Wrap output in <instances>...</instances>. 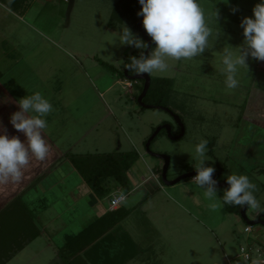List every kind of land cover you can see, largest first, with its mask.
I'll list each match as a JSON object with an SVG mask.
<instances>
[{"label": "rangeland", "instance_id": "1", "mask_svg": "<svg viewBox=\"0 0 264 264\" xmlns=\"http://www.w3.org/2000/svg\"><path fill=\"white\" fill-rule=\"evenodd\" d=\"M27 1L31 9L28 15H24V12L11 15L1 6H5L6 1L0 0V23L10 24V29L0 30V53L14 59L9 62L16 63L20 59L22 65L14 72L17 82H20L18 92L14 94L26 96L29 90L42 95L50 94L47 99L51 104L56 102L67 107L68 137H73L76 132L84 136L78 144L74 141L69 146L73 151L76 149L75 154L80 155L73 157H80L78 160L86 162L88 166L97 165L96 159L105 155L138 154L139 160L127 173L130 190L119 191L127 196L123 206L129 205L134 209L132 217L123 227L135 236L137 242L142 241L139 245L143 252L137 260H144L142 264H260V256L264 258L263 226L252 227V233L248 234L245 232L248 225L240 215L241 209L237 214H230L228 209L234 206L224 205L215 212L211 211L208 207L210 202L192 179L173 187L165 186L160 179L162 161L145 150L144 143L163 122L172 124L175 134L179 129L166 112L142 110L137 103L138 84L128 81L123 75L124 65L132 57H139L141 50L131 45H121L118 39L126 26L134 38L145 42L136 27L141 5L135 6L134 0H128L129 7L127 4L123 7L128 15L124 13V20L119 24L112 17L120 0H74L71 13L69 3L63 0ZM219 1L220 6L225 7H222L224 11L221 7L208 8L207 1H198L208 13H205L207 23L217 21L216 13L236 19L253 17V8L261 2ZM2 12L11 18L8 19L5 17L8 15L4 16ZM27 23L33 24V32ZM231 29L234 33L221 42L217 52L206 50L200 57L191 60L167 58L168 69L150 75L153 88L163 80L170 83L164 86L166 91H162L166 98L159 97L153 90L148 95L147 105L154 106L162 99L166 105L162 107L180 116L186 128L185 137L179 141H171L161 133L152 143L151 151L170 156L168 179L172 181L180 174L195 169L194 166L199 164L195 146L207 140L206 155L212 161H206L205 165L215 167V174L220 169L224 170L220 182H226V175L237 174L247 175L256 185L255 196L261 208H248V217L254 219L264 212V125H260L261 121L264 122V109L253 111L254 117L259 119L247 118V112L250 111L251 98L258 101L256 104L264 103V71L258 69L254 72L255 78L246 77L243 76L246 68L241 67L237 74L239 87L226 89L222 73L224 51H234L230 46L238 47L244 40L241 25L233 24ZM22 38L30 44L26 49L28 52L24 48L12 50L10 44H4L8 40H14L12 43L16 44L18 40L22 42ZM210 55L212 57L208 58ZM0 70L7 74L8 69ZM108 89L111 90L106 92ZM58 109L61 111L59 106ZM54 110L57 109L53 107ZM245 149L255 155L250 158ZM65 162L67 160L64 158L61 165ZM154 174L162 189L153 198L151 191L138 186L144 177H154ZM81 176L88 181L85 175L77 171L76 180H82ZM113 188H105L102 194L105 196L101 201L107 208L111 204ZM223 190L217 188L219 196L223 195ZM73 199L64 185L55 190L48 197L50 211L42 215L41 220L37 221L38 217H35L33 221L41 227L45 226L44 231L49 223L47 220L51 219V231L58 226L60 229L49 239L41 232L43 236L6 264H57L62 260V248L67 241L65 237L75 238L96 219L87 201L76 203ZM165 200L170 202L174 211L162 206ZM20 205L23 206L22 203ZM0 226L4 227L2 220ZM3 230L9 233L6 231L8 228ZM7 238L4 235L3 241H0L2 254ZM27 240L23 237L18 245L11 246L18 250L25 247ZM241 248L251 253L252 261L248 262L241 256ZM117 262L126 264L122 260Z\"/></svg>", "mask_w": 264, "mask_h": 264}, {"label": "clouds", "instance_id": "2", "mask_svg": "<svg viewBox=\"0 0 264 264\" xmlns=\"http://www.w3.org/2000/svg\"><path fill=\"white\" fill-rule=\"evenodd\" d=\"M146 33L151 37L155 47L145 55L148 45L134 38L126 26L118 39L121 45H131L141 50L139 57H132L126 65L130 73L136 76L165 72L169 65L167 58L176 61L191 60L200 57L209 49V37L212 35L208 27L204 10L198 0H138ZM253 17H245L241 21L243 43L231 47L234 51L225 49L222 57V73L225 76V86L228 90L239 87L237 74L241 67L248 68L249 57L264 61V0L253 8ZM217 17V13H216ZM19 111L12 114L10 123L25 140L17 136L9 137L0 134V184L19 182L25 169L30 165L31 158L44 161L50 146L46 142L44 130L48 123L46 117L53 111V105L40 92L27 95L17 101ZM207 140H202L195 146V155L199 164L194 166L196 175L192 179L202 190V194L210 203L213 212L220 207L240 206L241 208L260 209V203L255 196L257 187L247 175H226L229 187L219 196L216 180L213 174L216 169L206 166L208 158ZM123 199V197H121Z\"/></svg>", "mask_w": 264, "mask_h": 264}, {"label": "crops", "instance_id": "3", "mask_svg": "<svg viewBox=\"0 0 264 264\" xmlns=\"http://www.w3.org/2000/svg\"><path fill=\"white\" fill-rule=\"evenodd\" d=\"M5 1H6L5 2L6 5L5 6L1 5V6L11 15L12 14L14 15V13L16 14L18 12H22V13L24 12V15H28L30 13L31 9L28 8L29 3L27 0H5ZM198 1L201 2L207 1L208 4L206 3V6H209L208 8H212V9L215 8L218 9L219 7L221 8L224 7V6H220L219 0H203V1L198 0ZM223 1L221 2L225 4V2ZM217 3H219V5ZM224 8H222L221 10L224 11ZM205 11L206 9L204 10V13H206ZM71 12L72 11H70V13ZM229 13L231 12L229 11ZM5 15L8 14L4 13V16ZM214 16L215 18H217V21L214 22L215 24L207 23V24H211L209 28L212 31V35L209 37V49H207V51L212 53L217 52V47H219L221 42L224 41L225 39L228 40L229 37L231 36V33L232 32L234 33V31L231 29V26L233 24L241 25V21H242V19L231 18L227 15H221V16L217 15V17L216 15ZM5 17H7L8 19L11 18L10 15ZM37 17H39V15ZM9 25L10 24H8V22L0 23V30L4 28L6 30L10 29ZM32 26L33 24L30 25L29 23H27V27L33 32L35 29ZM12 41L14 40L11 41L8 40L7 42H4L5 45L10 44L12 50L19 51L20 49L22 50L24 48V50L27 51L26 49H28V47L30 46L28 42H25L24 38L21 39L22 42L18 40L16 44L12 43ZM213 46H216L214 50H213ZM211 57L212 56L210 55L208 58ZM250 58L251 57H249L248 60L246 61L248 64V68L243 70L246 71L244 72L243 76L246 77L250 76L252 78L254 76L255 78L256 76V73L254 74L255 71L256 72L259 71L258 69L264 71V61H258L255 59H251L249 61ZM9 60L13 61L14 59L11 58L10 56L0 53V66H1L0 68L4 70L8 69L6 75L2 73V71L0 70V134H7L10 138L13 136H17L21 139V141H24L26 138L23 135V133L18 132L10 123V117L12 116V114L20 110L17 101L25 97L23 94H22L23 96L22 95L16 96L14 94V92H18L17 88H19L18 86L20 83L17 82V78L14 76V72L20 69V66L22 65L21 63H19L20 59L16 63L9 62ZM4 62H7L8 64H5ZM4 65H7L8 67H4ZM9 70L12 71L10 72ZM248 71L251 73L248 74L247 73ZM110 90L111 89H108L106 92H109ZM33 93L35 92L29 90L27 95H31ZM43 95L45 96V98H50L49 97L50 94L49 95L43 94ZM11 96L13 97V100L11 99L12 98ZM256 103H258V101L255 100L254 98H251L250 106H249L250 111L247 112V118L251 117V118L259 119V117H254L252 113L255 109H261V110L264 109V103L263 102H262L263 104L259 103L260 107L259 104ZM52 105L57 110L52 111V113L46 117L48 126H50V124L51 126L49 129L47 127V129L44 130V136L46 142L50 146V152L47 158L44 161H38L34 157L31 158L30 165L25 169L24 176L19 182L0 184V219H2L3 217L4 210H6L8 206L14 204L16 208H14L13 211L16 214V216L17 214L19 215V211H22L27 215L26 218L22 220L26 223H29L30 220H32L33 222L30 227L28 226L29 228L26 230L24 235H22L18 239L16 238L14 241L11 242L13 246H16L19 244L18 241H20L23 237L28 238L25 247L23 248L21 247L18 250L14 249L13 247L16 254L12 258V260L19 253H22L29 245L37 241V238H39L40 236L44 235V237H47L49 239V237L54 236L55 232L58 229H60L58 226L55 231H51V228L49 227V223L51 219H49L47 220V222H49L48 226L46 225V229L42 231V229H44L45 226L42 225L41 227L39 226V224L35 223L36 221L33 220L35 219V217H38L37 221L39 219L41 220L43 217L42 215L50 211V203L48 197L54 194L55 190L61 188V186L64 185L65 190L68 192L70 196H72V198H74L73 200H75V202L77 201L76 203L82 200L87 201L88 204L90 205L92 214H94L93 217L96 216V219L95 220L93 219L92 223L86 225V227H84L81 230V232L78 233V235L76 234V237L79 236L81 233H83L84 230L92 226L93 223L97 224L99 221H102L104 217H108L109 214L117 213L119 211L127 212L128 214L126 218L121 220L110 231H108L107 235L105 236V240L103 239L104 241L102 240L97 243V245L99 246L94 245L92 248L87 250L90 252L89 257L86 256L87 251L86 253H84V256L87 257L88 262H90V264H120L117 261L122 260L126 264L141 263L144 260L142 259L137 260V259L139 258L138 256L141 255V252H143L142 247H140L139 245V243L142 244V241L137 242L135 236L131 235L129 232H127V229H124L123 227L124 223H126V221H128L132 217L134 210L129 205H127V207L123 206V203H125L127 196L123 195L125 196L124 202H122L119 205L118 209L114 211L110 210V206L107 208L101 201V199L105 196L102 195L106 191L105 188H111V186L114 187L113 193L110 195L112 197V200L118 196H121L122 194L119 191L120 190L122 191L125 188L124 187L122 188V186L115 179L112 178L104 179L101 182L96 181L95 183L92 184L86 182L82 176H81L82 180L81 179L76 180L77 170L68 160V157L75 155L80 156V155L75 154L74 151L76 149L73 151V148H70L69 145H71V143L74 141L77 142L78 144L84 136L83 135L81 136V133L76 132V134L74 133L72 135L73 137H68L69 130L67 131V127H66L68 126L69 123L66 118L67 116L66 110L68 108L62 106L61 103H56V102L52 103ZM58 106L59 108H61V111L58 109ZM261 123L262 124L260 125H264V122L261 121ZM80 127L81 124L78 129H80ZM53 140H55L56 142L54 143ZM246 153L250 154L249 155L250 158H252L255 155V153H253L251 150L250 151L247 150ZM64 158L67 160V162L61 165V162L64 160ZM158 181L159 180H157L156 174H154V177L151 176L144 177L143 181L139 184L138 188L142 186L144 188H147L149 191L152 192L154 198L157 192L160 189H162L161 184H159L160 181L159 182ZM114 182H116L118 186H116ZM193 183L195 184L194 181ZM75 191L77 193H75ZM20 203L23 204L27 212H25L23 206L20 205ZM169 203H170L169 201L165 200L164 203L165 205H163L162 203V206L168 207L169 209L174 211L172 208L173 206L170 205ZM142 208L144 209V206ZM16 216L13 213H10L8 216L4 217L7 219L9 218V221L5 220L4 218L2 219V221L8 224V226L9 224L11 226V222H14V218H16ZM17 219H19V216L17 217ZM9 231L13 232L11 233L12 236L13 235L17 236L16 231L14 230H9ZM41 232H44L43 235ZM65 239L67 240L65 244H67L74 238L67 236L65 237ZM65 244L63 246H65ZM55 250H57V248H55ZM137 261H139V263H137ZM59 262L60 261H57V264Z\"/></svg>", "mask_w": 264, "mask_h": 264}, {"label": "trees", "instance_id": "4", "mask_svg": "<svg viewBox=\"0 0 264 264\" xmlns=\"http://www.w3.org/2000/svg\"><path fill=\"white\" fill-rule=\"evenodd\" d=\"M127 3H128V0H120L114 9V14H113L112 19L118 22L119 24H121L122 21L124 20V13L126 12L124 11L123 7L126 6ZM134 5L140 6L138 0H134ZM120 6H122V9L120 8ZM142 19L143 18L141 16H138V18L136 19V27L138 31H140L139 21ZM148 37L150 41L152 42V49H153L155 47V44L153 43L149 35ZM145 43L147 44L146 40H145ZM146 49H144V53ZM130 62L131 61H128L124 65V69L126 68V65ZM169 83H170L169 81L163 80L162 82H159L155 86V88H153V82H152L149 93L154 90V92H156V94L159 97L166 98L165 93H163L162 91L164 89V86H168ZM137 84H138V88H137L138 89L137 101H138L139 96L143 92V86H142L143 83L141 84V86H139L140 82H137ZM164 91L166 90L164 89ZM148 95L146 99L144 100L145 104H148L147 102ZM154 106L155 107H158V106L166 107L162 99L159 100ZM78 158L80 157L69 156L68 160L72 163V165L74 164V167L76 168L77 171H79L83 176L85 175L84 177L88 179L87 182L89 184L95 183L96 181L101 182L104 179L112 178V179H115L122 187L130 190V184L127 180L128 179L127 173L131 170L133 165L139 160V156L137 153L132 152V153H128L127 155L119 154L118 156L105 155L103 156V158L96 159L98 163L97 165H93V166H88L86 162H82L81 160H78ZM14 208H16L14 204L8 206L6 210H4L3 212L2 219L8 216L10 213H13L16 216V214L13 211ZM23 208L25 212H27L24 206ZM240 209H241L240 206H234L231 210L228 209V212L230 214H237L239 213ZM127 215H128L127 212L119 211L117 213L109 214L108 217H104V219L102 221H99L97 224L93 223L92 226L84 230L83 233H81L76 238L72 239L70 242H68L64 246V248H62V254H63L62 260H59L60 262L58 264H90V262H88V259H87V257H89L90 255V252L87 250L92 248L94 245L99 246L97 245V243L102 241L103 239L105 240V236L107 235L108 231H110L121 220L126 218ZM18 216H19V219H17ZM26 216L27 215L25 213H23L22 211H19V215L17 214L16 218H14V222H11V226L10 224L8 226V224H6L4 221H3L4 227L0 226V241H3L4 235L8 236L6 247L2 248L4 251V254L0 253V264H6L7 262L10 261L11 258L14 257L13 255H15L16 252L11 246L12 245L11 242L14 241L16 238L18 239L19 237L24 235L26 230L32 225L33 223L32 220H30L29 223H26L22 220L26 218ZM4 219L9 221V218L8 219L4 218ZM20 221L22 222L20 223ZM3 228H6V229L8 228L9 230L16 231L17 236H14V235L12 236L11 233L13 232L9 230H6V231H9V233L5 232ZM1 245H2V242H1ZM84 253H86L87 257L84 256Z\"/></svg>", "mask_w": 264, "mask_h": 264}, {"label": "water", "instance_id": "5", "mask_svg": "<svg viewBox=\"0 0 264 264\" xmlns=\"http://www.w3.org/2000/svg\"><path fill=\"white\" fill-rule=\"evenodd\" d=\"M74 4V0H69V5H70V11L72 10ZM139 29L140 32L143 36V38L146 40L147 42V49L145 51V55H147L148 53H150L152 51V42L150 41L148 34L146 33L143 24H142V20L139 21ZM125 78L128 81L131 82H138V81H144L145 85H144V89L142 94L139 96L137 103L139 104V106L144 109V110H151V109H156V110H160L163 112H166L168 114H170L173 119L175 120V122L180 126L181 128V134L177 137L173 136L172 134V127L171 125L167 124L164 126H160L157 131L155 132L154 135H152V137L148 140L147 144H146V152L148 154H150L153 158L162 160L164 162V167H163V172H162V182L165 186L167 187H173L176 186L178 184H180L181 182L188 180V179H193L194 176L196 175V171L190 172L188 174H184L180 177H178L175 180L169 181L168 179V172L171 166V158L168 155H162V154H155L151 151V145L152 142L159 136V134L165 130L167 132L168 138L171 141H179L182 138H184L185 133H186V128L185 125L183 124L180 116L176 115L174 112H172L170 109L162 107V106H151V105H147L144 103L145 98L147 97L149 90L151 88L152 85V79L150 75L147 74H142L139 76H130V71L127 69L124 72ZM218 176L219 174H213V179L216 180L217 184H216V188H220V189H226L227 187H229V185L227 184V182H220L218 180ZM240 215L242 217V219L244 220V222L250 226V227H255V226H263L264 227V213L259 216L258 218H254V219H250L248 217V208H241L240 210Z\"/></svg>", "mask_w": 264, "mask_h": 264}, {"label": "flooded vegetation", "instance_id": "6", "mask_svg": "<svg viewBox=\"0 0 264 264\" xmlns=\"http://www.w3.org/2000/svg\"><path fill=\"white\" fill-rule=\"evenodd\" d=\"M123 72H125V69H124V71ZM124 74V73H123ZM135 74H131L130 73V76H134ZM125 76V75H124ZM138 82H140V84H139V86H141V84L143 83V89H144V85H145V82L144 81H138ZM132 83H137V82H132ZM168 114V113H167ZM176 114V113H175ZM177 115V114H176ZM169 116L173 119V117L169 114ZM174 120V119H173ZM182 120V119H181ZM175 121V120H174ZM183 122V121H182ZM167 124H169V125H171V127H172V134H173V136H175V137H177V136H179L180 134H181V128H180V126L178 125V133H174V127H173V125L172 124H170L169 122H163L160 126H164V125H167ZM184 124V123H183ZM159 126V127H160ZM161 133H164L167 137H168V135H167V132L165 131V130H163ZM160 133V134H161ZM159 134V135H160ZM186 134V133H185ZM152 137V136H151ZM185 137V136H184ZM150 139V138H149ZM148 139V140H149ZM148 140L144 143V145H145V147H146V144H147V142H148ZM154 142V141H153ZM152 142V143H153ZM145 150H146V148H145ZM159 160V159H158ZM160 161H162V160H160ZM162 168H160V179H161V181H162V172H163V167H164V162L162 161V166H161ZM170 170V169H169ZM193 171H195V169L194 170H192V171H188V172H185L184 174H188V173H190V172H193ZM223 173H224V170L223 169H220V170H218V172L216 173V174H219V176H218V180H219V178H220V176H222L223 175ZM168 174H169V172H168ZM184 174H180L178 177H180V176H182V175H184ZM215 174V173H214ZM178 177H176L175 179H177ZM174 179V180H175ZM264 212H261V213H259L258 215H257V217L256 218H258L259 216H261L262 214H263Z\"/></svg>", "mask_w": 264, "mask_h": 264}, {"label": "built area", "instance_id": "7", "mask_svg": "<svg viewBox=\"0 0 264 264\" xmlns=\"http://www.w3.org/2000/svg\"><path fill=\"white\" fill-rule=\"evenodd\" d=\"M65 2H68L69 3V0H63ZM121 197H123V199H121ZM125 200V196L121 195V196H118L116 198H114L113 200H111V204H110V210L111 211H114L116 209H118L119 205L124 202ZM245 232L250 234L252 233V227L250 226H247L246 229H245ZM241 256L247 260L248 262L249 261H252V257H251V253L248 252L245 248H241ZM262 259L260 261V264H264V258L262 256H260Z\"/></svg>", "mask_w": 264, "mask_h": 264}]
</instances>
